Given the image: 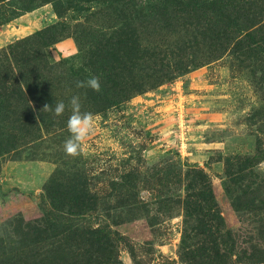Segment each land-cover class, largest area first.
Here are the masks:
<instances>
[{
  "label": "rangeland",
  "instance_id": "rangeland-1",
  "mask_svg": "<svg viewBox=\"0 0 264 264\" xmlns=\"http://www.w3.org/2000/svg\"><path fill=\"white\" fill-rule=\"evenodd\" d=\"M149 1L0 0V52L22 42L33 62L68 61L56 70L66 78L93 55L83 39L89 30L92 46L119 49L114 68L133 87L100 108L86 99L88 88L64 81L54 93L64 114L27 119L15 113L9 83L0 82V262L245 264L238 249L248 244L261 264L264 225L232 208L223 181L230 156L257 158L251 178H264V46H249L236 27L246 22L245 8L260 20L255 28L264 40V0H230L234 23L220 37L212 16L193 17L183 0L143 21ZM45 30L54 40L46 51L33 38ZM73 96L95 117L77 157L64 151ZM200 171L207 190L192 188L202 182ZM229 171L233 178L236 168ZM81 179L83 187L74 183ZM208 190L210 197L197 195ZM215 244L238 257L226 261Z\"/></svg>",
  "mask_w": 264,
  "mask_h": 264
},
{
  "label": "trees",
  "instance_id": "trees-1",
  "mask_svg": "<svg viewBox=\"0 0 264 264\" xmlns=\"http://www.w3.org/2000/svg\"><path fill=\"white\" fill-rule=\"evenodd\" d=\"M149 2H151V6L148 7L147 10H149L150 13L148 14V17H144L143 21L145 19L147 20V18H156L158 13L167 12L172 9V6L176 7L182 3L179 1L177 2L176 0H150ZM230 2V0H190L187 4L185 0H183V3L191 9L193 17H197L196 14L212 16L213 20H215L213 25L215 26V31L217 32L215 36L219 37L222 33L229 31V27L234 23L233 17L235 14V8L232 11L234 5ZM139 4L141 5L140 2L137 4L135 3L134 6L136 5L137 7ZM241 11H243V15L246 18L243 20L246 22L243 25L236 24L237 29L245 34L244 38L247 39L246 41H248L249 46L262 48L264 46V40L261 36H259V26L255 28L256 25H259L260 20L253 19L250 11L245 8ZM185 19L184 21H186ZM147 26L148 24L145 25V27ZM221 26L225 28L218 29ZM44 34H47V30L41 34L33 36V38H42L43 42L40 43L39 46L40 49L46 51L47 48L54 43V40ZM83 39L87 46H91L90 52L93 55H90V61L88 63L82 64L79 67L80 70L77 74L71 70L70 76L66 78L58 75L56 70L57 68H66V62L68 61L61 60L59 62L49 63L48 58H40L39 60H35V62H33V58L24 53L25 50L21 48L22 42H18L17 44L10 46L8 48L9 53L6 50L0 52V82L3 84L9 83L12 88V99L14 101L13 108L17 115L25 114L27 115V119L30 117L33 118V116H40L44 119L50 118L49 116L51 115H53V118H56L57 116L54 115V111H43V108L45 105H49L53 109L55 108L57 100L55 98L56 96L54 97V93L59 90V85L61 83L68 82L67 86L69 88H74L77 81H86L90 76H98L101 83V91L99 93L88 88L90 96L86 95V99H88L95 107L108 108L112 104L115 105L119 103L121 101V97V99H126V97L131 94L133 87L128 88L124 86L123 79L125 78V74L123 72H117L116 68H114V66L122 61L123 58L122 53H119V49L111 46L116 43V41L114 39L112 42L110 41L111 48H106L102 45L92 46L91 42L95 40V36L93 32H90L89 30H87ZM218 41L221 42L222 39H219ZM10 55H13V58ZM152 63L154 64L153 67L158 65L157 62L155 63V60H153ZM141 66L143 65L138 67L141 68ZM161 66H163V63ZM153 67L151 66V68ZM54 79H57V82H54ZM161 81L162 75L159 76L157 81H154V84L160 83ZM112 82H116L117 86H112ZM143 84L148 85V83ZM55 120L56 119H52L49 125H54ZM256 163L257 158L251 156H230L226 158L227 172L223 181V187L232 208L237 213L247 216L248 219H252L254 221L261 220L264 225V178H251L253 168L256 166ZM233 167L236 168V175L232 178L229 169ZM200 174L202 175V182L195 183V188L191 187L199 190L203 188L205 190H207V188L209 189L210 182L207 175L203 174L202 171H200ZM82 181L83 180L81 179L79 181H74V183L78 185L82 183L81 185L83 187V185L86 184L84 183L85 181ZM75 187L76 185H73L71 186V189L73 190ZM85 187L88 190V186H84V188ZM69 194L74 195L71 191L63 194V196L66 197L69 196ZM197 195L202 198H207L210 197L211 194H209L208 190V194H201L200 192H197ZM202 212L205 214V211ZM208 212L209 213L205 215H215L212 214L210 210H208ZM80 213L84 214L85 212ZM188 237L189 236L185 228L182 242L184 244V254L187 256L190 252H193L190 244L186 242ZM91 241L94 244H100L99 238L97 237L96 239H91ZM222 243L221 245H223ZM216 247L217 245L215 244V251L219 254V257L227 259L226 261L229 260L230 262L231 257L235 253L234 250H231L228 255H226L220 253V251L225 250L224 247L220 246L218 250ZM238 251L239 254L244 255L243 259L246 262L245 264L257 263L254 262V260L260 254L257 253L255 249L253 250L249 248L248 244L245 250L239 248ZM235 255L238 257V252L235 253ZM262 255L263 252H261V259L259 263L264 264V257ZM194 258L195 257H193L192 260ZM5 261L0 262V264H5ZM223 262L224 261L222 260V263Z\"/></svg>",
  "mask_w": 264,
  "mask_h": 264
},
{
  "label": "clouds",
  "instance_id": "clouds-1",
  "mask_svg": "<svg viewBox=\"0 0 264 264\" xmlns=\"http://www.w3.org/2000/svg\"><path fill=\"white\" fill-rule=\"evenodd\" d=\"M77 88H90L94 92L101 91L100 78L92 76L86 81H77ZM71 115L67 120V129L71 134L64 142L65 154L71 157H77L82 154V147L85 141L93 134L95 127V117L91 112H82L79 96H73L69 101ZM66 105L63 101L56 103L53 109L45 105L43 111H54V115L59 117L65 112Z\"/></svg>",
  "mask_w": 264,
  "mask_h": 264
}]
</instances>
